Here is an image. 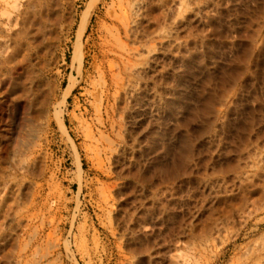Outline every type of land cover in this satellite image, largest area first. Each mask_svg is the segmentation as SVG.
Masks as SVG:
<instances>
[{
  "label": "rangeland",
  "instance_id": "1",
  "mask_svg": "<svg viewBox=\"0 0 264 264\" xmlns=\"http://www.w3.org/2000/svg\"><path fill=\"white\" fill-rule=\"evenodd\" d=\"M0 264H264V0H0Z\"/></svg>",
  "mask_w": 264,
  "mask_h": 264
}]
</instances>
